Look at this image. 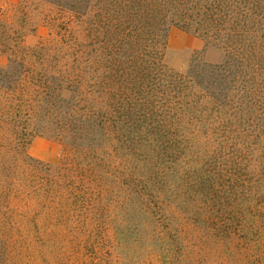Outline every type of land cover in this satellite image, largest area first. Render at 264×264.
<instances>
[{
  "label": "trees",
  "instance_id": "obj_1",
  "mask_svg": "<svg viewBox=\"0 0 264 264\" xmlns=\"http://www.w3.org/2000/svg\"><path fill=\"white\" fill-rule=\"evenodd\" d=\"M45 1L75 25L34 47L26 8L0 11V225L21 264H60L74 235L150 245L139 264H264V0ZM172 27L219 63L172 67ZM39 135L66 144L58 165L28 154Z\"/></svg>",
  "mask_w": 264,
  "mask_h": 264
},
{
  "label": "rangeland",
  "instance_id": "obj_2",
  "mask_svg": "<svg viewBox=\"0 0 264 264\" xmlns=\"http://www.w3.org/2000/svg\"><path fill=\"white\" fill-rule=\"evenodd\" d=\"M19 6H24L29 14V22L31 28L27 30L25 44L29 47H34L40 43H47L54 39H60L65 33V28L72 29L74 27L73 14L68 10H63L55 5L49 4L45 0H0V11H3L7 16L14 14ZM208 40L202 36L192 32L184 31L177 27H172L169 30L168 36V55L169 64L174 68H182L186 66L190 60L198 52L206 49L209 50V59L213 63H219V52L213 47L207 48ZM6 63V60H3ZM28 154L37 160L58 165L62 158L66 156V144L59 139L46 136H35L32 138L28 146ZM140 218L131 220V227L139 226L142 231H145L146 224ZM4 226L0 225V264H21L20 249L22 244L16 237L14 228H8V238H4ZM151 231V229H150ZM139 236H146L144 232H140ZM82 239L75 236L67 237V240L60 247L63 258L60 264H93L99 262L98 259L104 257L105 251L110 252L112 264H139L140 260L145 258V246L139 252H125L115 250L111 242L97 248L98 238L88 241L91 244V249L87 252L83 248ZM152 243V242H151ZM150 243V244H151ZM29 243H25L23 247H27ZM51 246V245H49ZM154 246H156L154 242ZM208 248L201 252V262L199 264H219L218 257L214 251ZM24 264H37V259L33 256L30 250L25 252ZM179 262V258H177ZM85 261H88L87 263ZM100 263V262H99ZM164 264V263H158ZM195 264V263H193Z\"/></svg>",
  "mask_w": 264,
  "mask_h": 264
}]
</instances>
